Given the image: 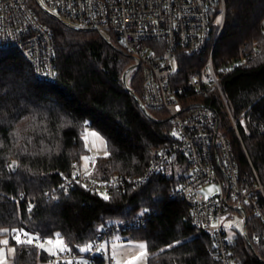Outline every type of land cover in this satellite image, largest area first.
Returning <instances> with one entry per match:
<instances>
[{"label": "trees", "instance_id": "obj_1", "mask_svg": "<svg viewBox=\"0 0 264 264\" xmlns=\"http://www.w3.org/2000/svg\"><path fill=\"white\" fill-rule=\"evenodd\" d=\"M223 1L224 23L212 52L215 68L242 53L252 57L220 73L238 135L215 91L194 96L189 82L199 74L203 55L183 57L173 84L216 108L239 172L247 176L250 161L264 181V0ZM42 21L53 39L55 81L37 79L16 51H0V237L14 247L10 264H50L44 250L25 243L29 233L40 241L59 238L75 254L101 234H118L144 242L146 264H216L210 235L191 224L188 205L173 195L184 181L174 172L164 169L143 185L106 194L78 183L62 188L63 177L89 166L90 177L99 182L141 174L167 144L171 124L157 110H150L152 118L142 110L139 72L125 86L123 72L131 59L117 40L111 38L110 46L96 32L68 29L46 15ZM85 125L105 140L104 156L90 157L81 133ZM246 213L248 241L234 229L232 264H264V222L251 209ZM86 257L104 264L102 257Z\"/></svg>", "mask_w": 264, "mask_h": 264}, {"label": "built area", "instance_id": "obj_2", "mask_svg": "<svg viewBox=\"0 0 264 264\" xmlns=\"http://www.w3.org/2000/svg\"><path fill=\"white\" fill-rule=\"evenodd\" d=\"M45 15L68 29L96 32L105 42L111 43V38L117 40L122 53L131 59L123 72L125 86L129 88L130 77L139 72L142 79L139 104L144 113L152 118L150 110H157L171 124L167 144L153 153L141 174L99 182L90 177L89 166L73 177H63L62 188L78 183L90 191L106 194L143 185L164 169L174 172L175 177H184V181L173 195L188 205L191 224L210 235L216 264H232L229 250L233 236L228 229L234 232L231 224L240 223L248 241L246 208L264 222V181L250 161L248 175L243 178L239 172L216 108L192 99L190 92L173 84L183 57L203 55L199 74L189 82L194 96L206 97L215 91L230 127L238 135L221 91L220 73L244 66L252 57L242 53L236 61L215 68L212 52L224 23V1L0 0V51H16L37 79L53 82L55 51L51 32L42 21ZM88 128L85 125L81 130L84 136ZM72 166H76L75 162ZM211 182L218 186V192L206 197L200 188ZM104 238V234L99 235L86 253L65 250L50 256V264H84L79 260L86 255L98 256L94 253ZM108 264L117 263L110 259Z\"/></svg>", "mask_w": 264, "mask_h": 264}, {"label": "rangeland", "instance_id": "obj_3", "mask_svg": "<svg viewBox=\"0 0 264 264\" xmlns=\"http://www.w3.org/2000/svg\"><path fill=\"white\" fill-rule=\"evenodd\" d=\"M169 134H171V132H169ZM84 142L86 148L90 152V157L96 158L98 156H104L106 154L105 140L97 132L88 131V134L84 136ZM87 162L88 161L82 158V165L87 164ZM200 192L208 197L218 192V186L211 182L203 185L200 188ZM231 225H234V229H237L239 231H241L242 229V225L240 223L236 224L235 222H233ZM228 233L231 236L233 231L231 229H228ZM19 237L20 235L18 233L15 239H19ZM121 237L122 236L118 234H112L111 236L104 238L103 240H101L100 246L98 247L94 255H102V257L104 258V264H108L110 259H114L117 264H146V249L144 248L143 250H141L138 247L140 244L145 245L144 242L122 239ZM29 239L34 242V246L44 250L49 257L57 255L58 253H63L64 250H66V247L59 238L55 240L52 239V243L49 244L47 243V241L49 240L40 241L35 238L33 234L29 233L26 240ZM5 240L8 242L7 244L3 243V241ZM40 245H43V247H40ZM90 246L91 244L82 248V252H88ZM61 248L63 250H61ZM13 249L14 247L9 244V240L6 236L0 237V251L3 252V264L11 263V257L14 254ZM141 252H143L144 254L141 255ZM79 261L84 264H94L90 262L91 260L88 257L80 259Z\"/></svg>", "mask_w": 264, "mask_h": 264}, {"label": "snow or ice", "instance_id": "obj_4", "mask_svg": "<svg viewBox=\"0 0 264 264\" xmlns=\"http://www.w3.org/2000/svg\"><path fill=\"white\" fill-rule=\"evenodd\" d=\"M219 22V21H218ZM17 241H18V243H19V239L17 238ZM3 243L4 244H7L8 242L5 240V241H3ZM25 243H28V244H31L32 243V240H26L25 241ZM47 243H49V244H51L52 243V241L51 240H49V241H47ZM59 243V242H58ZM40 247H43V245H40ZM141 250H143L144 248H145V245H143V244H140L139 246H138ZM61 250H63L62 248H61ZM13 251H14V249H13ZM144 253L143 252H141V255H143ZM0 264H3V252L2 251H0Z\"/></svg>", "mask_w": 264, "mask_h": 264}, {"label": "water", "instance_id": "obj_5", "mask_svg": "<svg viewBox=\"0 0 264 264\" xmlns=\"http://www.w3.org/2000/svg\"><path fill=\"white\" fill-rule=\"evenodd\" d=\"M71 29H72V28H71ZM72 30L82 31V30H78V29H72ZM106 43H107L108 45L112 46L111 43H110L109 41H106ZM142 110H143V108H142ZM143 111H144V110H143ZM14 167H15V163L13 162V163H12V168L14 169Z\"/></svg>", "mask_w": 264, "mask_h": 264}]
</instances>
